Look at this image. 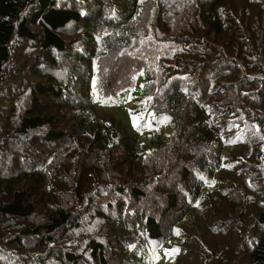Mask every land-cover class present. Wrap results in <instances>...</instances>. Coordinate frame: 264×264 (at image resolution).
I'll return each instance as SVG.
<instances>
[{
  "label": "trees",
  "instance_id": "1",
  "mask_svg": "<svg viewBox=\"0 0 264 264\" xmlns=\"http://www.w3.org/2000/svg\"><path fill=\"white\" fill-rule=\"evenodd\" d=\"M0 264H264V0H0Z\"/></svg>",
  "mask_w": 264,
  "mask_h": 264
},
{
  "label": "rangeland",
  "instance_id": "2",
  "mask_svg": "<svg viewBox=\"0 0 264 264\" xmlns=\"http://www.w3.org/2000/svg\"><path fill=\"white\" fill-rule=\"evenodd\" d=\"M91 97L95 105L105 111L115 114L121 119L130 134L135 136L147 150L155 147L154 140L166 142L173 130L169 116H158L148 109L149 97L141 91L140 81L134 87L116 94L100 98L97 91L92 89ZM215 203V199L213 200ZM227 200L217 201V210L226 212ZM227 215L230 217V213Z\"/></svg>",
  "mask_w": 264,
  "mask_h": 264
},
{
  "label": "snow or ice",
  "instance_id": "3",
  "mask_svg": "<svg viewBox=\"0 0 264 264\" xmlns=\"http://www.w3.org/2000/svg\"><path fill=\"white\" fill-rule=\"evenodd\" d=\"M173 251H177V250H173Z\"/></svg>",
  "mask_w": 264,
  "mask_h": 264
}]
</instances>
